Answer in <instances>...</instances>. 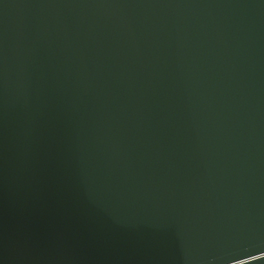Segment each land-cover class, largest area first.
<instances>
[{"label": "water", "instance_id": "obj_1", "mask_svg": "<svg viewBox=\"0 0 264 264\" xmlns=\"http://www.w3.org/2000/svg\"><path fill=\"white\" fill-rule=\"evenodd\" d=\"M0 264H264V0H0Z\"/></svg>", "mask_w": 264, "mask_h": 264}]
</instances>
